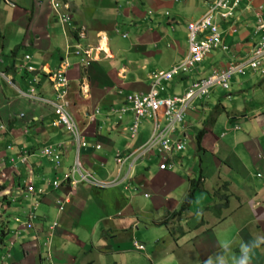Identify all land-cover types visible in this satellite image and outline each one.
<instances>
[{"label": "crops", "instance_id": "0c3cea01", "mask_svg": "<svg viewBox=\"0 0 264 264\" xmlns=\"http://www.w3.org/2000/svg\"><path fill=\"white\" fill-rule=\"evenodd\" d=\"M63 1L73 22L84 27L79 41L103 50L87 65L71 52L65 56L68 111L86 143L75 171L70 133L55 123L50 106L27 96L31 85L34 95L53 98L46 72L60 67L63 47L72 49L74 39L50 16L47 0H0L2 264H205L209 258V264H218L221 256L224 264H234L241 244L264 233V95L257 90L264 82L254 84L262 77L229 83L232 90L217 108L209 92L191 99L190 111L184 109L171 134L184 148L173 154L169 169L160 170V159L132 153L151 134L152 120L135 119L125 97L144 93L152 71L183 60L187 50L166 63L175 16L184 7L196 9V0ZM204 1L211 0H200L206 7ZM239 4L227 26L219 27L228 54L249 49L254 30L248 26L257 6L264 15V0ZM25 52L37 70L27 76L14 68ZM201 62L163 81L159 96L183 93L205 76L210 63ZM126 106L123 115L111 111ZM58 142L63 147L57 167L37 155L19 163L18 151ZM116 155L123 160L117 168ZM86 176L94 182L83 180ZM66 177L68 182L52 189V180ZM26 181L43 190L42 196L27 195ZM189 188L191 200L181 209ZM30 203H36L33 227L20 229L13 217L21 219ZM250 255L251 264H264V244Z\"/></svg>", "mask_w": 264, "mask_h": 264}, {"label": "built area", "instance_id": "2783aa9c", "mask_svg": "<svg viewBox=\"0 0 264 264\" xmlns=\"http://www.w3.org/2000/svg\"><path fill=\"white\" fill-rule=\"evenodd\" d=\"M241 0H211L205 2L206 9L197 18H191L186 22L185 31L187 39V52L180 63L174 64L165 70H154L149 75V85L144 93H131L125 99L130 112L135 119L145 116L152 119V130L149 137L138 148L137 155L148 151H155L163 159L170 155L181 152L184 148V143L180 140L171 138L176 123L182 119L183 111L194 97L205 96L209 89L213 86H218L221 89H227L231 75L243 73L245 68L252 71L258 70L264 73V15L262 8L257 6L254 16L256 17L253 34H260L259 38L254 39L250 45L249 51L243 56L233 57V61L228 62L221 70L212 68L205 76L192 81L181 95L171 97H161L159 94L163 90L162 82L169 80L175 74L186 73L193 65L201 62V60L209 54L211 50L218 47L221 50H226L227 45L224 44L221 38V32L217 21H224L232 16L233 8ZM61 21L67 20L65 15L60 17ZM78 54V50L74 51ZM84 53H87L84 50ZM33 68L27 66V70ZM60 74V73H57ZM60 81L58 85H62L64 79L58 75ZM63 94V92H62ZM63 105V103H62ZM60 103H56L54 112L58 116L59 121L65 125L73 134L76 142L79 140L78 132L71 124L69 116L64 111ZM128 107H123L119 110L112 109L113 112H118V115L126 112ZM83 146L84 143L80 142ZM97 147V146H95ZM40 154L57 159L56 150L51 146L43 147ZM122 159L116 155L115 162L121 163ZM161 169L164 165H159ZM76 168V165H75ZM137 248H142L138 245Z\"/></svg>", "mask_w": 264, "mask_h": 264}, {"label": "clouds", "instance_id": "9594fccd", "mask_svg": "<svg viewBox=\"0 0 264 264\" xmlns=\"http://www.w3.org/2000/svg\"><path fill=\"white\" fill-rule=\"evenodd\" d=\"M47 2H48V5H49L50 16L53 17L54 19H56L58 21V23L62 26L64 34L67 33V32L71 33V35H72V37L74 39V44L72 46L73 47L72 49H71L70 45L65 44L64 47H63V54H64L63 58H64V61L61 63L60 67H57V68H55L54 70H52L50 72H46L47 78H48V80H49V82L51 84L50 87H51L52 91L54 92L53 98L52 99H48V98H45L43 96L34 95L33 94V88H32L31 85H30V87L28 89V95L27 96L30 97L31 99L35 100V101H38L40 103H43V104H46V105L50 106L51 111H52V113H53V115L55 117L54 118L55 119V123L57 125H61L62 127L65 128L66 131H68L70 133L71 138L73 140V143L75 144V149H76V151H75L76 159L73 161V163L71 165V170L75 171L77 169V167H78V160H79L78 157H77L78 156V150L81 149V148H84L86 143L83 140V138H81V135L79 134V131L77 130L76 125H75V123H74V121H73V119H72V117H71V115H70V113L68 111V101L66 99L68 81H67V78L65 76V68L67 66V61L65 59V56H67V54H69L71 52L70 54H72L73 56L79 58V62L82 63V65H87L90 61H92L95 58V54L97 55L96 52L103 51V50L101 49L100 46H96V47L92 48L90 45L83 44V43H81L79 41L84 36V33H85L84 27L79 25V24H77V23L75 24L73 22V18L71 16V14L67 11V5H66V3L63 0H47ZM63 15H65L67 17V20H64V21L60 20V17L63 16ZM165 15H167L166 12H165ZM117 31L118 30H116V32ZM125 35H126L125 33H121L120 34L121 37H124ZM76 50L79 51L78 54H75L74 51H76ZM84 50H86L87 53H84ZM30 60H31V55L29 54V52H25L24 54L21 55V57L18 60V62L14 65V68L16 70H18V71H22L23 73H26V76L28 74H30V73H34L37 70L31 64H29ZM27 66H30L33 69L31 71L27 70ZM57 73H60V74H57ZM4 75H5L4 72H0V78H3ZM58 75L61 78L64 79L62 85H58V83L60 82L58 80ZM34 80H35L34 78H30L28 80V83H30V81L34 82ZM62 92H63V94H62ZM56 103H60L61 105L63 103L62 107H63L64 111H66V113L69 116V120L71 121V124L74 126V128L78 132V136H79L78 142H76L74 140L72 132L70 130H68L65 127V125L62 124L59 121L58 116L55 114L54 109H55ZM80 142H83L84 145L81 146ZM46 146H51L52 148H54L56 150V154H57V159L56 160H54L52 158L45 157V156L40 154V150L43 147H46ZM62 147H63L62 142H58V143H55V144L43 145L42 147L36 148V151H34V150L18 151V161H19V163H23V162L26 161V159L29 156H31V155H35L36 156L37 155V156L44 157L45 159L50 161L52 163V166L55 168V167H57L59 165ZM92 148H93V145L91 146V149ZM96 148H98V146L94 147L93 149H96ZM138 148H136L132 152L137 158H141L142 156H144V155H146V154H148L150 152H153V155L157 156L158 159H160L159 165H161V164L164 165L163 169H169L172 166L171 160H172L173 154L170 155L168 158H165V159H163L155 151L144 152L143 154H139V156H138L137 155ZM177 153H179V152H177ZM120 158L122 159V157H120ZM122 161H121V163H122ZM114 163H115V165H117V167H119L120 164H121V163L115 162V158H114ZM75 165H76V168H75ZM159 165H158V169L163 170V169H161L159 167ZM4 176H5V173L2 170V168L0 167V179L3 178ZM67 177H66V179L64 178V179L59 180V182L56 181L55 179L52 180L50 182V185H51L52 189L55 188V187H58L60 185V183L63 184V183H65V181L68 182ZM83 180H85V181L88 180V181L93 183L95 179L89 178V177L86 176V178H84ZM22 190L27 195H30V194H33V193H37V195H39L41 197L42 194H43V190H41L40 188H34V186L32 185V183L30 181H26V183H23ZM56 203H57V201H56ZM35 205H36V203H35ZM35 205L30 203L28 209L23 212V214H22L23 216H22L21 219H19L18 217H13V220L15 222H17V225L20 227V229L21 228L22 229H31L33 227L32 220H33V214H34V210H35ZM0 230H2V231H0V245H1L2 244V239H3L2 234L6 233L5 228H4V224L0 225ZM46 244H48V240H47ZM262 244H264V233L255 234L253 239L250 242L241 244V246H240L241 255H240L239 258H234V264H251V255L250 254L253 252V249L259 248V246L262 245ZM9 245H12V243H9ZM138 245H140V244L133 243V247L135 249L142 250L143 246L141 245L142 248H137ZM222 247H223V249L226 252L229 251V249H230V246L227 243L224 244ZM3 256H4V254L0 253V259H3ZM210 261H211V258H209V261H206L205 264H209ZM217 261H218V264H224V260H223L222 256L218 257ZM0 264H2L1 260H0Z\"/></svg>", "mask_w": 264, "mask_h": 264}, {"label": "rangeland", "instance_id": "374dc122", "mask_svg": "<svg viewBox=\"0 0 264 264\" xmlns=\"http://www.w3.org/2000/svg\"><path fill=\"white\" fill-rule=\"evenodd\" d=\"M195 2H194V5H195V7H197L196 9H187V7H189V6H187L186 8L185 7L182 8V10H180V14H178V15L176 14V16H175V20L178 23H177V25L174 24V26H173L174 32L172 33V36H174V39H175L174 40V46H173V49H169V52L167 53L166 63L172 62L174 58H178L177 55L180 54V52L181 53H185L186 50H187V39H185V34H186L185 25H186V22H187V20H189L191 18H197V16H199L198 14L199 13H202L206 9V7L202 4L203 2L200 3V0H196ZM239 3L233 8L234 11H238L242 7L241 4H239ZM234 11H233V13H234ZM233 13H232V15H233ZM225 22H227V19H225L224 21H220L219 20V21H217V25L219 27H220V25H224V27H226L227 25L225 24ZM255 22H256V17L254 16L251 19V25L249 24L248 28H251L252 30H254ZM259 37H260V34H256V35H253L252 39H256V38H259ZM247 51H249V49ZM247 51L244 50V49H240V51H238V53H233L231 51V53L228 54L226 51L221 50L220 48L216 47V48H214L213 50H211L209 52L210 58L208 60L202 61L201 63L202 64L203 63H210V66L207 67V70L209 72H210V70L212 68H215L216 70L219 71V70L223 69L222 67H220V65H223L225 63L227 64L228 62L233 61V57H232L231 54H234L235 56H243L244 54H246ZM159 68H164V67L162 65H159ZM201 71H204V69H202ZM191 75H195L194 72H192ZM261 75L262 74H260L258 70L252 71V70H250L248 68H245L243 70V73H238V74L231 75V78H230V80H229L228 83H230L231 86H232V83H234V80L236 82H238V81H241L243 78H247V77H251L252 76L251 78L254 81V77H262V78L259 79V81L254 82L255 88H257L259 86V83L264 82V75L263 76H261ZM232 80H233V82H232ZM253 81L250 82V84H252ZM230 84H229V86H228L227 89H221L218 86H213V87H211L209 89V93H208L207 97L211 101H213V102L216 103V104L211 105L212 108L213 107H216L217 108L219 103L225 104L224 98L226 97V94L232 90ZM164 87H166V83L164 84ZM257 90L262 95H264V84H263V86L258 87ZM170 93H168L169 94L168 97H171L172 95H178V94L181 95L182 94V93H177V92H175L173 94H172V92H170ZM161 96L163 97L165 95L162 93ZM185 110L186 111H190V108L189 107H186ZM186 111L184 112V114L186 113ZM214 112H215V114H219L221 112V110H220V108L219 109H214ZM120 115H123V114H120ZM147 118H149V119H147ZM140 120H142V119H140ZM151 120L152 119L150 117H147L146 116L145 122L151 124ZM183 120L188 121L189 119L184 118ZM142 122L143 121H141V123ZM128 126H129V124H126L125 125V127H128ZM175 126H176V129H178L179 123L177 125H175ZM185 143H186L187 147L184 149V151H189L190 150V148H189L190 143H188L187 141ZM147 155L151 157V160H150L151 162L156 161L157 158H158L155 155L153 156V152H150ZM116 168H117V165H116Z\"/></svg>", "mask_w": 264, "mask_h": 264}, {"label": "trees", "instance_id": "16d2710c", "mask_svg": "<svg viewBox=\"0 0 264 264\" xmlns=\"http://www.w3.org/2000/svg\"><path fill=\"white\" fill-rule=\"evenodd\" d=\"M191 196H192V191H190V188H189L188 193H187V195L185 196L184 201H183V203H182V207H181V209H183V207H186V206H187V204H188V203L190 202V200H191ZM0 231H2V230H0Z\"/></svg>", "mask_w": 264, "mask_h": 264}]
</instances>
